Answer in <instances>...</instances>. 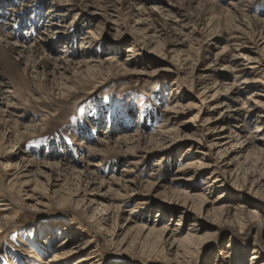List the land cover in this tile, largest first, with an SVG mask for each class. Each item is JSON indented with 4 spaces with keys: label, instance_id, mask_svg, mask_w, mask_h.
<instances>
[{
    "label": "rangeland",
    "instance_id": "obj_1",
    "mask_svg": "<svg viewBox=\"0 0 264 264\" xmlns=\"http://www.w3.org/2000/svg\"><path fill=\"white\" fill-rule=\"evenodd\" d=\"M263 142L264 0H0V264H264Z\"/></svg>",
    "mask_w": 264,
    "mask_h": 264
},
{
    "label": "bare ground",
    "instance_id": "obj_2",
    "mask_svg": "<svg viewBox=\"0 0 264 264\" xmlns=\"http://www.w3.org/2000/svg\"><path fill=\"white\" fill-rule=\"evenodd\" d=\"M21 41V40H20ZM251 67H253V66H251ZM252 111V110H251ZM261 116V115H260ZM257 126V130L256 131H261L263 128L261 127V125L259 126V125H256ZM253 138H255V139H258V140H260L261 138H258L257 136H255V137H251L250 138V142L251 141H253ZM237 140H238V144H241L242 142H243V140L242 141H240L241 140V135H238V138H237ZM246 140V139H245ZM263 140V139H262ZM249 142V141H248ZM263 144H264V142H263ZM215 146H217V144L215 145ZM239 147H242V146H239ZM240 152H241V150H240ZM240 152H238L237 154H239ZM9 153H11V152H8L7 154H4V156H2V157H6V158H10L7 162H6V164H7V166H9V168H10V170H11V168L14 166V165H16V163L15 162H12V158H11V156H10V154ZM240 156V155H239ZM236 158H238L237 156H236ZM236 158H234V160L236 159ZM18 164V163H17ZM204 165V163H201V166H203ZM8 168V169H9ZM216 170H213V172L212 173H214ZM14 174H16V173H14ZM231 174H232V172H231ZM233 175V174H232ZM16 176H19V174L18 175H16ZM208 177H210V175H208ZM220 178L219 177H215V180H214V182L215 181H218ZM235 180H236V178H235ZM24 182V181H23ZM256 182V180H253V184ZM185 196H186V198L184 199V200H181L182 201V203H181V205H183L184 207H183V210H182V212H183V215H185L186 213H187V208H189V206H191V207H193L195 204H196V200H198V199H203V204L204 203H206L207 202V199L204 197V196H202V195H192V194H190L189 193V191L187 190L186 192H185V194H184ZM30 196L28 195V198H29ZM2 199H0V201H1ZM3 201V200H2ZM200 201V200H199ZM2 202H0V205H5L6 203H3V204H1ZM193 203H195L194 205H192ZM220 203V204H219ZM32 206H34V204H32ZM200 206H201V204H200ZM182 208V207H181ZM1 209H4V208H1ZM0 209V228H4V227H6L8 224H9V222H11V220L13 219V218H15V216H9L8 214H6L5 212H3V210H1ZM103 209H105L106 210V208H103ZM213 210H214V212L215 213H218L220 216H222V217H224V216H226V218L225 219H228V217L230 218L231 216H233L234 217V219H235V221L236 222H238L240 225H243V217H242V213H243V211L240 209V206H238V205H233V203H229V204H221V201H217V202H212V212H213ZM18 212L19 211H17V214H18ZM251 213L253 214V216H255V217H258V214H256L257 213V211H253V210H251ZM96 214H92L91 215V217H94ZM199 216H197L195 219H194V227L192 228L193 230H189L187 233H186V235H184V236H181L180 235V232H181V230L177 227V228H169V227H163V228H157V227H155V226H153V227H151V228H149L148 229V227L146 228V226L144 225H139V226H137V228H139L140 230H142V231H145V230H148V235L146 236V238H149L150 237V235H152V234H157V239H161V241L163 240L164 242H165V240H166V242H167V240L168 241H170V244H171V246H173V248L174 247H176L175 248V250H174V252H173V254H175L172 258H171V261H174V263L175 262H177V264H181V259L180 258H182V257H184V256H187L189 253L191 254V253H193L195 250H197L198 248H199V246H201L202 244H205V243H208L209 241H211V240H213L214 238H213V236L214 235H204V236H197V233L199 232V228L198 227H196V225H199V224H197V222H199ZM224 221V220H223ZM180 222H181V219L177 222V224H176V226H178V225H180ZM114 224V223H113ZM118 224V223H117ZM113 228V227H112ZM102 229H105V228H102ZM201 229V228H200ZM107 231L108 232H111L112 231V234L114 235V233H115V228L112 230V229H110V228H108L107 229ZM155 237V238H156ZM111 239H114L113 237L111 238ZM147 240V239H146ZM156 241V240H155ZM160 241V240H159ZM158 241V242H159ZM155 243V244H154ZM127 244V243H126ZM126 244H125V246H126ZM146 244V243H145ZM144 244V245H145ZM158 244V243H157ZM151 246V245H150ZM124 247V246H123ZM134 247V245H133V243H130V244H128L127 246H126V248L125 249H131V248H133ZM148 247V246H147ZM151 248H152V251H153V249L154 250H157V252L156 253H158V249H157V245H156V242H153V245L151 246ZM192 248H195L194 250H193V252H192ZM144 249V248H143ZM146 249V248H145ZM163 249H165V246H163L162 247V249L160 250V251H164ZM75 251V249L74 248H72V247H70L69 249H67V250H65V251H62V252H60V253H58V254H55V256L56 257H58V258H60V257H64L65 255H67V253H72V252H74ZM255 251V250H254ZM146 252H148V251H146ZM145 252V253H146ZM148 256H150L151 254H147ZM253 257H257V256H253ZM83 259V258H82ZM84 259H86V258H84ZM80 260H78V262H79ZM134 263V262H133ZM168 264H172V263H168Z\"/></svg>",
    "mask_w": 264,
    "mask_h": 264
}]
</instances>
